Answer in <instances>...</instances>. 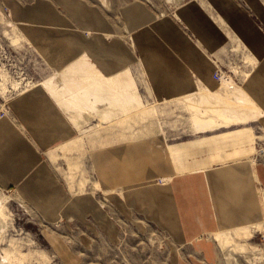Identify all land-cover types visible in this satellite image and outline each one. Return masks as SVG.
<instances>
[{"label":"rangeland","instance_id":"obj_1","mask_svg":"<svg viewBox=\"0 0 264 264\" xmlns=\"http://www.w3.org/2000/svg\"><path fill=\"white\" fill-rule=\"evenodd\" d=\"M134 1L144 2L149 10L163 16L173 14L178 5L188 0H0V119L9 122L34 149L39 167L27 176L36 181L44 174V181L35 183L42 185L44 195L50 192L47 188L51 183L60 189L50 200L56 205L44 213L20 188L21 182L0 183V264H172V247L181 249L179 264H264L263 223H257L260 224L257 227L253 226L256 224L241 226L248 227L247 232L231 228L201 233L173 246L172 235L150 221L149 214H144L143 208L132 201L148 185L168 183L169 177L161 174L107 188L97 172L94 157L97 152L116 151L159 139L164 147L167 145L170 156L169 147L177 150L185 146L193 153L182 158L183 167L190 169L176 165L171 156L179 171L244 157L252 159L264 147V127L259 118L196 132L190 109L183 100H158L150 93L138 62L131 64L128 71L140 105L112 108L107 104L96 105L94 114L102 112V115L91 119V113L66 112L50 96L70 129V137L45 149L35 143L14 108L20 95L35 86L44 89L49 80L57 83L56 74L61 68L52 56L58 46L55 40L63 32L95 42L96 32L86 24L101 20L110 29L113 24V38L121 46H131L124 10ZM13 6L20 8L23 15H18ZM41 14H56L61 18L60 25H57L59 21L36 17ZM29 29L46 31L51 38L41 37L37 43L30 37ZM102 38L108 43L112 33L102 34ZM97 43L102 46L98 40ZM85 53L95 68L93 52ZM217 65L215 71L237 88L244 76L240 74L250 70L253 61L238 48L236 54L221 56ZM104 113H108V118H103ZM131 192L134 193L130 195ZM85 197L97 202L101 216L96 218L85 204L81 205L83 219L69 210ZM224 231L229 232L221 238L214 236ZM196 243L207 244L200 248Z\"/></svg>","mask_w":264,"mask_h":264},{"label":"crops","instance_id":"obj_2","mask_svg":"<svg viewBox=\"0 0 264 264\" xmlns=\"http://www.w3.org/2000/svg\"><path fill=\"white\" fill-rule=\"evenodd\" d=\"M13 10L23 15L19 12L20 8L13 6ZM124 11L131 46H121L118 39L113 38V24L110 29L101 20L86 24L96 32L95 42L74 33L67 36V32L55 40L58 46L52 59L53 62H59L61 68L56 74V84L60 87L65 85L62 80L59 81V73L68 69L72 63L82 60L88 66L81 70L86 68L95 73V86H102V93L96 99L94 96L89 97L88 87L80 88L79 94H86L91 100L94 97V101L90 100L93 107L88 111H80L83 108L79 103V106L73 105L77 115L91 113L93 115L90 117L94 119L102 115V112L94 114L96 105L118 107L122 102L120 107H124L123 104H134L131 102L130 105L124 100L118 102L117 97L107 94L103 86L117 87L116 75L122 70L128 71V67L137 62L141 65L150 93L158 100H174L205 89L209 92L217 90L220 84L218 86L213 77L219 67L217 61L228 53L236 54L237 49L241 48L253 61V65L250 70L240 74V77L244 76L239 87L259 109L258 118L264 127V0H188L178 5L173 14L163 16L149 10L144 2L134 1L127 4ZM39 16L48 22L49 19L59 21L57 25H60L61 18L56 14L36 17ZM32 30H28L30 37L37 43H40L41 37L45 40L51 38L46 31ZM110 33L112 40L104 42L102 34ZM97 40L102 44L101 47ZM88 50L93 52L96 69L88 61L90 59L85 53ZM128 75L127 79L130 77L129 71ZM133 86L130 92L134 95V83ZM43 87L35 86L20 95L14 108L20 120L29 128L35 143L45 149L61 139L69 138L70 129L50 100L51 97L55 98L45 84ZM107 115L104 113V116ZM104 116V119L108 118ZM161 142L159 139L149 140L116 151L97 152L94 157L97 172L107 188L161 174L169 177L168 183L148 185L136 196L139 201L135 196L132 201L143 208L144 214H149L150 218L147 217L150 221L158 223L160 228L172 235L173 246L194 239L201 233L264 224V147L262 153L252 159L244 157L214 166L179 171L171 156L176 165L190 169L183 167L182 158L193 153L185 146L177 150L168 146L170 156L167 145L164 147ZM38 162L31 144L9 122L0 119V183L21 182L20 188L27 197L36 201V205L47 213L56 205L50 200L60 193V189L51 183L47 188L50 192L44 195L41 192L44 189L42 185H35L44 181V174L36 181L28 177L39 167ZM82 204L89 207L96 218L102 215L101 208L90 197L81 198L69 210L82 215L83 219L85 215L81 211ZM206 244L195 245L203 248ZM170 249L174 255L172 264H179L181 249Z\"/></svg>","mask_w":264,"mask_h":264},{"label":"bare ground","instance_id":"obj_3","mask_svg":"<svg viewBox=\"0 0 264 264\" xmlns=\"http://www.w3.org/2000/svg\"><path fill=\"white\" fill-rule=\"evenodd\" d=\"M69 66H68L69 67L68 69H65L64 71L62 70V72H60L58 75L61 78L60 80L58 78V80L59 81L62 80V82L66 83L65 85L60 87L58 84H54L51 81H48L45 83L46 88L49 90V92L53 95L55 100L60 104V106L66 112L75 113L76 107L73 106L75 104H77L78 106L80 104L81 108H83L82 110L79 109L80 111H88L89 108L93 107V106L91 107L92 104L90 105L91 99L88 98V95H86V94H79V90H81L82 88L88 87L87 89H88L89 97L94 96L96 99L97 97H100V92H101L100 88H102V86L101 87L99 85L95 86V83H94L95 81H93V80H95V79H93L95 76V73H93L92 71H89V70H85L86 68L84 70H81L83 67L88 66L87 63H84V61L78 60ZM74 69L79 70V71H75ZM122 71L117 75L115 74L117 77V79L115 78L116 82H117L116 83L117 87H113V86H115L113 84H112L113 86H109V85L106 86L104 84L106 82L104 79V81H105V82L103 81L104 82L103 84L105 85V86H103L104 91L109 95L115 96V98L117 97L118 102H121L120 100H122V101L124 100V101H128L130 103V105H131V102H134L135 105H140V101L138 100V96L135 94L133 95V93L130 92V89L132 87L134 88V86H133L132 81L129 79L130 77L127 79V77L129 76L128 71H126V69H125V71L124 70H122ZM115 75H114V77H115ZM96 76H97V74H96ZM114 77H112V78H114ZM98 78L100 79V77H98ZM72 79H73V81H71ZM108 80H107V82H108ZM229 81H230L229 79H223L222 78L220 80L221 86L219 88H217V90H215V91L209 92V91H206V89H205L204 92L202 91L203 93L191 94V95H187V96L179 98V99L183 100V102L190 109L192 126L196 132L205 131L207 129H211L214 127L217 128V127L228 126L231 124H235V125L245 124L251 120L257 119L260 116V111L254 105V103L240 90L239 87L236 86L237 88H235V86H234L235 84L231 85V83ZM112 82H114V81H112ZM51 85L54 87H52ZM123 91H124V96H122ZM126 91H128V92H126ZM134 92H136L135 89H134ZM101 97H103V96H101ZM68 98H70V100H68ZM93 98H92V100H93ZM110 98H111V96H110ZM112 98H114V97H112ZM101 100H106V98L101 99ZM101 100H100V103H101ZM117 101H116V103H118ZM112 103H114V102L112 101ZM120 104L118 106H120ZM123 105L126 106L125 104H123ZM136 107H139V106H136ZM80 111H79V113H81ZM209 112L213 113L212 115L214 116V118H212V116H209ZM104 117H107V116H104ZM247 228L248 227H239V228H236L233 230L244 232V231H246L245 229H247ZM258 230H260V229H256V231H258ZM234 231H232V232L234 233ZM226 232L228 233L229 231L220 232L218 234L216 233L214 236L216 238H219L220 236H222V234H224ZM246 234H248V233H246Z\"/></svg>","mask_w":264,"mask_h":264},{"label":"built area","instance_id":"obj_4","mask_svg":"<svg viewBox=\"0 0 264 264\" xmlns=\"http://www.w3.org/2000/svg\"><path fill=\"white\" fill-rule=\"evenodd\" d=\"M213 77L216 81L220 82L223 76H222V73L215 71L213 74ZM262 239L264 240V235L262 236Z\"/></svg>","mask_w":264,"mask_h":264}]
</instances>
